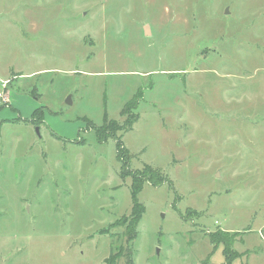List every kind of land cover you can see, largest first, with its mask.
I'll return each instance as SVG.
<instances>
[{
    "label": "rangeland",
    "instance_id": "374dc122",
    "mask_svg": "<svg viewBox=\"0 0 264 264\" xmlns=\"http://www.w3.org/2000/svg\"><path fill=\"white\" fill-rule=\"evenodd\" d=\"M126 119L166 178L131 240ZM216 230L264 264V0H0V264H206Z\"/></svg>",
    "mask_w": 264,
    "mask_h": 264
},
{
    "label": "trees",
    "instance_id": "16d2710c",
    "mask_svg": "<svg viewBox=\"0 0 264 264\" xmlns=\"http://www.w3.org/2000/svg\"><path fill=\"white\" fill-rule=\"evenodd\" d=\"M134 104V101H128L123 107L122 113L127 111L129 107H133ZM126 121V125L124 123V126L121 125L122 127H115L114 122H106L102 125L100 129H97V134H99L98 140L100 142L106 140L108 137H112L116 140L117 156L122 161L120 177L122 179L128 176L131 177L130 196L132 205L129 214L123 216L119 222L120 225H123L125 228L124 235L126 236L127 240H131L136 235L137 224L140 221L145 210L144 205L138 199V194L142 189L143 183L149 182L154 186H159L166 181V178L164 177V175H162L159 170L152 168L148 165L145 166L144 169L138 171L131 170L127 167V151L122 145L121 136L116 135L114 132L117 128H130V124L133 122V120L130 124H128L129 120L126 119ZM168 184L172 188V182L170 180H168ZM207 236L209 238L210 243L212 244L211 252L215 250L219 243L223 244L224 261L221 264H231L237 254L235 251H231L230 243L232 242V240L228 235V232L216 230L214 232H208ZM105 261L106 264H115L114 258H111V256L108 257V259L106 258Z\"/></svg>",
    "mask_w": 264,
    "mask_h": 264
},
{
    "label": "crops",
    "instance_id": "0c3cea01",
    "mask_svg": "<svg viewBox=\"0 0 264 264\" xmlns=\"http://www.w3.org/2000/svg\"><path fill=\"white\" fill-rule=\"evenodd\" d=\"M222 245L217 246L214 251L209 252L206 254L205 258L207 257L206 264H221L224 261V255L222 256L223 252ZM231 264H241L240 259L236 258L233 260Z\"/></svg>",
    "mask_w": 264,
    "mask_h": 264
},
{
    "label": "water",
    "instance_id": "95a60500",
    "mask_svg": "<svg viewBox=\"0 0 264 264\" xmlns=\"http://www.w3.org/2000/svg\"><path fill=\"white\" fill-rule=\"evenodd\" d=\"M226 12H227V10H226ZM145 30H146V32L148 31V27L147 26L145 27ZM36 131H38V127H36Z\"/></svg>",
    "mask_w": 264,
    "mask_h": 264
}]
</instances>
